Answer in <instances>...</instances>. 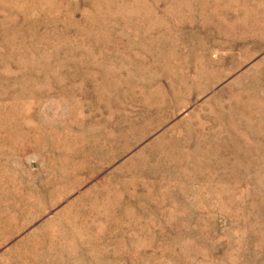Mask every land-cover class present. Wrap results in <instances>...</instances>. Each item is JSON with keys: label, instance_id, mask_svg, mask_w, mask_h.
Here are the masks:
<instances>
[{"label": "rangeland", "instance_id": "1", "mask_svg": "<svg viewBox=\"0 0 264 264\" xmlns=\"http://www.w3.org/2000/svg\"><path fill=\"white\" fill-rule=\"evenodd\" d=\"M0 264H264V0H0Z\"/></svg>", "mask_w": 264, "mask_h": 264}]
</instances>
